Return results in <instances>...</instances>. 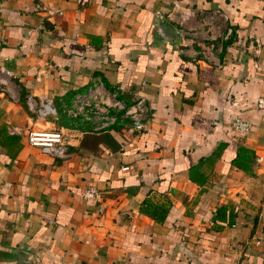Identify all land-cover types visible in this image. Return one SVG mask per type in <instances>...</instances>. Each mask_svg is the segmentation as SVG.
<instances>
[{
    "label": "crops",
    "instance_id": "0c3cea01",
    "mask_svg": "<svg viewBox=\"0 0 264 264\" xmlns=\"http://www.w3.org/2000/svg\"><path fill=\"white\" fill-rule=\"evenodd\" d=\"M46 4L0 0V264H264V0ZM156 13L181 41L153 32ZM113 92L152 106L141 132ZM32 128L60 131L67 155L29 144ZM143 198L169 203L162 221ZM220 206L233 221L216 227Z\"/></svg>",
    "mask_w": 264,
    "mask_h": 264
},
{
    "label": "built area",
    "instance_id": "2783aa9c",
    "mask_svg": "<svg viewBox=\"0 0 264 264\" xmlns=\"http://www.w3.org/2000/svg\"><path fill=\"white\" fill-rule=\"evenodd\" d=\"M47 0H34V9L38 12L50 13L51 10L46 4ZM11 71L5 67H0V91L6 90L8 79L11 76ZM91 96L90 92H86L84 95L75 94L73 96V106L75 109L73 111L68 110V114L76 115L83 105V101L89 99ZM111 96V95H110ZM115 93H112L111 104L116 106L117 109L123 111V115L127 116L130 120V126L135 133H139L144 128V121L148 118V114L152 109V106L145 101L141 96L136 97L132 103L124 104L122 101L115 99ZM25 102L27 108L34 112L35 115H46L51 114L56 116V109L51 103L50 99H38L35 100L31 95L27 94L25 97ZM99 107L94 106L92 109L96 113ZM105 110V108L103 109ZM107 112V109H106ZM112 117L111 119H113ZM115 119V118H114ZM229 126L238 132H248L250 124L248 121L241 119L240 117H234L229 121ZM11 132L17 131L15 127L10 128ZM26 141L34 146L40 148L42 152L54 157H63L67 155L65 144L63 143V138L60 131L51 129H39L32 128L29 129L25 134ZM93 194V190L89 192Z\"/></svg>",
    "mask_w": 264,
    "mask_h": 264
},
{
    "label": "trees",
    "instance_id": "16d2710c",
    "mask_svg": "<svg viewBox=\"0 0 264 264\" xmlns=\"http://www.w3.org/2000/svg\"><path fill=\"white\" fill-rule=\"evenodd\" d=\"M238 151H239L238 152L239 160L236 161V163L240 164L241 163L240 160L242 159L244 160L248 158L245 155V152H247L248 149H246L245 147H239ZM190 178L196 180L195 176L191 175V173H190ZM168 208H169V203L167 204L164 202L161 203L152 202L148 198H143L140 205V209L144 213H146L147 215H149L150 217L154 218L157 221H162L164 219L166 212L168 211ZM211 218L216 224L215 225L216 227H221L224 224H229L232 223L233 221V215L226 210L225 206H220L217 209L216 213L211 216Z\"/></svg>",
    "mask_w": 264,
    "mask_h": 264
},
{
    "label": "water",
    "instance_id": "95a60500",
    "mask_svg": "<svg viewBox=\"0 0 264 264\" xmlns=\"http://www.w3.org/2000/svg\"><path fill=\"white\" fill-rule=\"evenodd\" d=\"M152 30L167 43H177L182 40L177 25L161 14L156 13L154 15L152 20Z\"/></svg>",
    "mask_w": 264,
    "mask_h": 264
}]
</instances>
